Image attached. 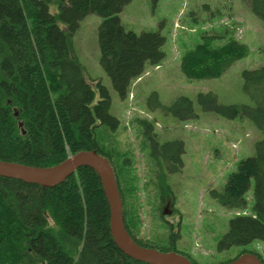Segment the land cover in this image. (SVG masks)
I'll use <instances>...</instances> for the list:
<instances>
[{"label":"trees","instance_id":"1","mask_svg":"<svg viewBox=\"0 0 264 264\" xmlns=\"http://www.w3.org/2000/svg\"><path fill=\"white\" fill-rule=\"evenodd\" d=\"M130 1L63 0L58 13L52 15L48 0H0V160L49 167L81 150H96L105 156L99 149L95 130L100 125L113 129L117 123L109 114V94L98 81L100 98L93 103L94 92L68 35L87 14L102 17L97 31L99 64L114 91L124 98L130 81L141 75L145 64H155L163 58L161 47L165 41L159 32L136 34L125 30L118 13ZM243 1L264 22V0ZM57 17L67 31L56 24ZM214 37L203 35L202 42L183 53L180 70L186 78L220 77L236 60L247 55L248 47L235 38L212 46L210 41ZM241 76L243 91L252 106L221 105L213 92L196 96L202 111L227 119L246 117L262 134L254 143V154L239 162L222 190L210 191L221 206L243 209L245 194L253 183L254 213L229 220L228 230L217 243L218 250L264 240V65L242 70ZM151 97L155 99L154 106L164 113L181 120L196 117L193 102L186 96L177 97L169 106L162 105L155 93ZM146 132L143 135L153 150L149 155L157 160L159 169L162 159L171 171L181 166V141L158 144L153 134ZM121 170V186L120 180L117 185L130 236L139 245L174 251L198 264L187 254L173 250L177 232L171 234L167 248L154 247L138 238L135 186L130 175ZM158 178L163 182L160 170ZM245 252L250 251L242 250L236 256ZM250 253L264 263L260 254ZM0 264L147 263L129 258L114 244L108 204L98 176L91 168L81 167L54 187L43 188L0 176Z\"/></svg>","mask_w":264,"mask_h":264},{"label":"rangeland","instance_id":"2","mask_svg":"<svg viewBox=\"0 0 264 264\" xmlns=\"http://www.w3.org/2000/svg\"><path fill=\"white\" fill-rule=\"evenodd\" d=\"M61 1L48 0L50 14L58 13ZM118 17L125 30L136 34L159 32L165 39L161 47L163 58L158 63L145 64L141 75L130 81L124 98L114 91L99 64L97 31L102 17L87 14L68 36L94 92L93 103L100 98L98 81L109 94V114L117 123L113 129L100 125L95 133L99 149L115 167L116 182L120 180L121 186V169L133 181L138 238L154 247L167 248L173 238L171 234L177 232L173 250L187 254L198 264H216L234 258L242 250L264 258V240L217 249L231 218L254 213L253 183L245 194L243 209L221 206L210 194L211 190H222L239 162L254 154V143L262 134L246 117L227 119L202 111L196 103L198 93L213 92L221 105H253L243 91L241 72L264 65V22L243 0H131ZM56 24L67 31L58 17ZM206 34L215 36L210 41L212 46L224 44L229 37L235 38L248 47L247 55L236 60L220 77L188 79L180 70L181 56L202 42ZM152 93L164 106L179 96L188 97L196 117L181 120L164 113L154 106ZM146 131L153 134L158 144L173 140L183 143L182 164L172 169L168 177L174 211L166 221L159 216L153 194L151 178L156 167L143 135Z\"/></svg>","mask_w":264,"mask_h":264},{"label":"water","instance_id":"3","mask_svg":"<svg viewBox=\"0 0 264 264\" xmlns=\"http://www.w3.org/2000/svg\"><path fill=\"white\" fill-rule=\"evenodd\" d=\"M81 167L91 168L100 181L109 209V231L114 244L131 259L147 264H192L184 255L174 251H160L139 245L130 236L123 220V203L113 168L107 157L96 150H81L69 155L60 163L49 166H31L0 160V176L37 184L43 188L54 187ZM223 264H264L255 254L241 253Z\"/></svg>","mask_w":264,"mask_h":264},{"label":"flooded vegetation","instance_id":"4","mask_svg":"<svg viewBox=\"0 0 264 264\" xmlns=\"http://www.w3.org/2000/svg\"><path fill=\"white\" fill-rule=\"evenodd\" d=\"M146 140H148V139H146ZM148 147H149V153L152 152L153 150H152V146H151L150 142L148 143ZM151 159L155 162V167H156V173L151 178V182H152V186H153V194L156 195V198H157V203H158L157 208H158L159 213H160L159 216L162 220L166 221L167 216H170L174 211L173 191L171 190L169 178H168L169 175H171L173 172L171 170H169V165H166L165 161H163V159L161 161L162 169L158 168V165H156L157 160L152 155H151ZM109 162H110V164L113 168V171H114L115 167L111 163L110 159H109ZM159 170L162 171V173H163V178H164L163 182L164 183L162 181H160V179L158 178V171ZM115 173L116 172L114 171V174ZM115 177H116V174H115ZM120 196H121V194H120ZM121 199H122V197H121Z\"/></svg>","mask_w":264,"mask_h":264}]
</instances>
